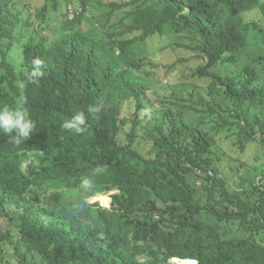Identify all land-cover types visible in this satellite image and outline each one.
<instances>
[{
	"label": "trees",
	"instance_id": "trees-1",
	"mask_svg": "<svg viewBox=\"0 0 264 264\" xmlns=\"http://www.w3.org/2000/svg\"><path fill=\"white\" fill-rule=\"evenodd\" d=\"M76 1L79 8L74 9L81 12L66 23L70 31L51 42L45 36L46 21L57 11V0H44L35 16L38 27L25 40L18 35L23 22L15 0H0V71L7 87H0V108L15 107L16 99L23 97L35 124L30 139L19 146L0 132V209L19 211L20 199L26 206L20 214V241L0 229V260L5 261L6 247L12 246L18 264H36L35 255L41 264H169L172 259L264 264V163L239 170L242 190H231L219 174L221 159L213 139L182 121V105L166 128L155 125L150 133L152 157L141 155L135 141L150 86L134 73L150 64L139 61L130 49L166 28L195 31L200 38L196 49L206 62L193 76L209 79L215 107L221 108L220 99L232 101L228 127L239 149L244 152L254 142L264 148V112L255 115L254 123L248 119L253 107L264 111L258 71L246 65L238 78L215 71L219 65H233L235 54L248 47L251 25L245 15L257 9L264 16V0L104 3L108 11L97 23L102 28L110 26L117 10L133 7L126 12L129 24L123 32L136 35L122 41L118 32L106 40L82 31L84 15L93 20L87 13L91 3ZM72 2L65 0L67 5ZM254 27L263 46L256 61L264 62V30ZM16 43L22 44L21 70L10 58ZM35 58L43 60L44 75L30 83L27 75ZM18 82L25 87L19 88ZM130 101L135 113L125 118L122 107ZM100 102L105 107L94 120L88 107ZM197 104L204 105L200 99ZM78 112L86 116L82 135L62 127ZM129 125L127 142L120 143L117 138ZM27 161L36 169L29 175L21 169ZM98 165H106L107 172L95 177L88 206L74 211L80 178ZM196 176L201 187L189 182ZM97 195L110 199V209L92 203ZM139 256L146 260L139 261Z\"/></svg>",
	"mask_w": 264,
	"mask_h": 264
},
{
	"label": "rangeland",
	"instance_id": "rangeland-1",
	"mask_svg": "<svg viewBox=\"0 0 264 264\" xmlns=\"http://www.w3.org/2000/svg\"><path fill=\"white\" fill-rule=\"evenodd\" d=\"M130 1L133 0H90L91 5L88 6L87 13L93 17V20L90 19V16L84 15L80 29L85 32L92 31L94 38L103 37L107 40L112 33L118 32L117 39L120 41L131 39L136 34L131 35L123 31L129 24V19H125L126 12L133 11V7L117 10L109 27L102 28L97 25L99 21L105 19V13L108 11L103 6L104 3ZM57 2V11L53 12L46 21L48 29L45 32V36L51 42L58 39L61 34L70 31V26L66 24L72 19L69 15V7L79 8L76 0H73L70 5H67L65 0H57ZM15 4L17 10L21 13L23 22L22 29L18 35L22 36L23 34V40H25L28 39L30 32L38 27V21L35 16L38 9L44 4V0H15ZM51 11L52 3H50ZM121 20L124 21V24L119 26L118 23ZM245 20L251 25L248 47L235 54L236 61L233 65L222 64L215 71L221 76L229 75L238 78L241 70L246 65H251L260 75L258 85L264 86V62L256 61L263 54L261 34L254 27V25H257L264 30V16L256 9L246 14ZM199 43L200 38L195 31L175 33L172 29L166 28L161 34H156L146 41L135 42L130 46L131 51L139 61L150 64L145 69L135 70L134 73L137 78L146 81L150 86V90L143 101L144 107L139 116L142 127L135 141V149L145 158L152 157L153 151L149 140L150 133L155 125H161L166 128L170 117L179 116L181 112L178 105H182V121L193 128H198L213 139L214 151L221 159L218 164L219 174L231 190L241 192L242 183L239 170L260 167L264 163V148L254 142L249 143L244 152L239 149L236 138L231 136L228 127L231 122L228 110L232 108V101L220 99L221 108L215 107L212 104L213 95L208 88L209 79L193 76L195 70L206 62L205 58L196 49ZM10 58L15 68L21 70L23 61L21 43L15 44L10 52ZM0 87L3 90H7L2 71H0ZM199 99L204 103L203 106L197 104ZM207 104H210L216 112H211L212 110L207 107ZM193 106L196 109L195 112L186 110L187 107L191 108ZM252 109L253 114L248 119L251 123H254L255 115L264 111L260 107H253ZM134 113L135 103L133 101L126 103L122 107V116L125 118L133 117ZM130 128L131 125L122 129L121 134L117 138L120 143L127 142V134ZM21 169L28 175L36 171L31 161L23 163ZM250 179H254L253 176ZM189 182L197 187H201L199 184L202 185V180L197 176L191 177ZM99 196L107 197L97 195L95 198H100ZM20 204L22 208L19 211L17 210V212L14 211L15 208L11 207H6L4 210L0 209V229L12 233L15 241H20V214L26 209L22 199H20ZM110 207L111 205L109 208L104 209H110ZM19 247L21 252L26 250L25 246L21 244ZM6 250L5 261L0 260V264H18L13 253V247L8 246ZM29 256L31 258L33 254ZM138 259L139 261L146 260L143 256H139ZM34 261L36 264H41L37 255H35ZM169 264L184 263L172 259Z\"/></svg>",
	"mask_w": 264,
	"mask_h": 264
},
{
	"label": "clouds",
	"instance_id": "clouds-1",
	"mask_svg": "<svg viewBox=\"0 0 264 264\" xmlns=\"http://www.w3.org/2000/svg\"><path fill=\"white\" fill-rule=\"evenodd\" d=\"M44 67V62L40 58L33 60V70L27 75V80L30 83H38L39 78L44 75L41 69ZM18 87L23 89L25 84L18 82ZM57 94L59 92L57 91ZM24 98L18 97L15 101V107L5 105L0 108V132L7 135L11 143L19 146L23 142L30 139L32 132L35 129V124L30 118L26 108L23 107ZM103 102L88 107V113L94 120L99 119V114L104 110ZM62 127L72 133L82 135L87 130L86 116L84 112H78L70 119H67L62 124ZM106 165H98L92 170L90 175L80 178L78 199L73 204L74 211L84 210L91 200L89 195L95 187V177L107 172Z\"/></svg>",
	"mask_w": 264,
	"mask_h": 264
},
{
	"label": "built area",
	"instance_id": "built-area-1",
	"mask_svg": "<svg viewBox=\"0 0 264 264\" xmlns=\"http://www.w3.org/2000/svg\"><path fill=\"white\" fill-rule=\"evenodd\" d=\"M80 12H81V9H74L72 7H69V15H70L71 18H74ZM103 198H105L106 200H108L109 201V204H106L105 202H103V200H102ZM92 203H98L99 207L102 208V209L109 208V206L111 205L110 199L108 197H100V198H97L96 197V198H94L92 200Z\"/></svg>",
	"mask_w": 264,
	"mask_h": 264
},
{
	"label": "bare ground",
	"instance_id": "bare-ground-1",
	"mask_svg": "<svg viewBox=\"0 0 264 264\" xmlns=\"http://www.w3.org/2000/svg\"><path fill=\"white\" fill-rule=\"evenodd\" d=\"M176 261H180V260L176 259ZM180 262H182V263H184V264H196L195 261H190V260H185V261H180ZM176 263H177V262H176Z\"/></svg>",
	"mask_w": 264,
	"mask_h": 264
}]
</instances>
